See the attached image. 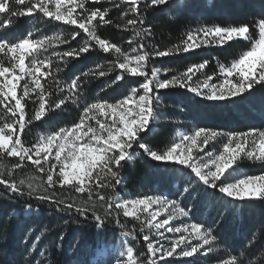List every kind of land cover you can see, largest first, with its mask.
I'll use <instances>...</instances> for the list:
<instances>
[{
	"label": "snow or ice",
	"instance_id": "snow-or-ice-1",
	"mask_svg": "<svg viewBox=\"0 0 264 264\" xmlns=\"http://www.w3.org/2000/svg\"><path fill=\"white\" fill-rule=\"evenodd\" d=\"M100 2L92 0L93 4ZM113 4L121 9L120 16L126 20L123 29L134 32L133 39L128 41L130 51L97 34L98 23L100 26L111 23L107 19L109 10L90 8L89 0H0V160L9 157L19 161L7 169L8 179L0 172V185L14 195L35 196L41 202L54 204L58 211L74 209L79 216L91 212L98 229H102L104 218L114 213L116 216L122 213L125 218L139 222V232L147 250L144 264H171L168 258L207 255L215 251L213 245L217 238L203 224L181 219L192 214L182 201L163 194L126 199L115 194V189L123 182L122 162L131 163L141 156L182 166V174L184 169H189L191 178L179 188V193L193 201L200 196L197 189H202L205 194L207 190H213L234 202L264 201V174L248 175L241 166L242 161L264 165V128L223 132L197 127L191 134L178 133V140L162 151L154 150L145 142V137L153 132V126L158 122L161 90L185 89L204 101L219 104L243 98L258 86L264 88V18L256 19L251 25H201L187 31L186 37L172 48L150 50L148 39L153 33L150 27H142L146 23L144 10L175 6L174 0H113ZM129 14L133 18H128ZM37 15L41 21L75 26L86 37L84 43L67 51L50 52L69 41L62 38L61 33L34 38L32 30L21 37L15 31L14 20ZM252 29L257 38L253 37ZM79 35L80 32L73 31L71 39L75 41ZM236 40L246 41L250 47L230 63L217 60V70L212 74L205 71L209 66L207 59L169 78L161 77V72L168 73V69L150 67L153 57L179 55L201 47H224ZM96 47L103 53L115 55L108 71L119 70L120 74L112 83L122 81L125 74L142 78V82L134 81L136 86L114 102L106 99L84 102L77 122L42 134L38 142L25 146L22 133L33 121L45 120L69 101L77 105L81 102L80 77L72 79L66 88H58L60 92L67 91L63 98L50 99L52 93L45 89L42 80L53 77L59 85L55 74L61 71L53 67L52 58L61 62L66 58H79ZM97 69L98 72L93 74L106 75L99 65ZM89 74L82 73L83 76ZM33 96L37 98L34 103H38V107L29 119L25 105ZM221 141L222 145L217 149L215 144ZM25 162L46 176V180L38 181L30 174L18 182L12 178L14 171L22 169ZM57 186L81 196L86 193L87 198L80 203L75 199L67 202L68 198L57 197ZM103 189H111L114 194L105 195ZM97 203L104 208V216L97 214ZM28 208L31 210L30 205ZM116 223L122 229L125 227L119 219ZM121 235L125 239L131 237L133 241L138 239L135 231H123ZM99 249L101 256L107 252L102 242ZM121 256L126 259L117 264H142L135 257L132 246H128ZM97 264H108V261L100 259ZM219 264H245V261L233 255ZM248 264L253 261L249 260ZM255 264H264V258Z\"/></svg>",
	"mask_w": 264,
	"mask_h": 264
},
{
	"label": "trees",
	"instance_id": "trees-1",
	"mask_svg": "<svg viewBox=\"0 0 264 264\" xmlns=\"http://www.w3.org/2000/svg\"><path fill=\"white\" fill-rule=\"evenodd\" d=\"M179 1L181 0H174L175 6L170 5L168 8L162 6L160 9L144 10L146 23L142 25V27H150L153 33L148 39L150 50L152 48H158L163 51L172 48L186 37L187 31L201 25H211L214 23L222 26H227L229 24L236 26L241 24L251 25L256 19L264 18V0H224L223 2H225V6H227H223L222 10H218V15L215 14L214 16L206 14V12H209L210 8L214 6L213 3L207 4L205 0H201L202 11L188 12V10H181L178 7ZM183 5H185V0ZM89 7H99L102 10L107 8L109 10L107 19L110 20L111 23L100 26L97 22V34L101 38L107 39L109 42L122 47L125 51H130L128 41L133 39L134 32L131 29L128 31L123 29L126 20L121 18V9L114 7L113 0H101L99 4H93L92 0H89ZM128 18L133 17L129 14ZM117 25L121 27H117ZM59 27L62 30V38L67 39L69 43L58 45L54 49H51L50 52L52 50L58 52L67 51L70 47H79L84 43L86 37L82 31L75 28V26L59 24ZM73 31L80 32V35L77 36L75 41L71 39ZM252 34L254 38H257V33L254 29H252ZM139 42L140 41L137 40V43ZM248 47H250L248 42L234 41L218 49L199 48L196 51L181 53L179 55L153 57L150 61V67L155 66L161 69H168V73L161 72V77L169 78L170 75L182 72L188 66L207 59L209 60V66L205 71L207 74H212L217 70V60L223 63H230L231 60L238 58L239 54ZM52 59L53 67L61 69L59 73L55 74V79H58L60 83L57 85L53 77L42 80L45 89L52 93L50 98L52 101H56L63 98L64 95H67V91L60 92L58 88H66V85L76 77H80L81 102H86L94 96H103L114 87L117 88L121 86L118 82L112 83V81L115 80V76L120 74L119 70L108 71L111 62L115 59V55L103 53L98 47L91 49L89 53L82 54L79 58H66L63 62L58 61L55 57ZM97 65L100 66V70L106 72L105 76L101 77L98 74H93L98 72ZM85 72H89L90 74L88 76H83L82 73ZM136 80L142 82V78H133L125 74V78L122 82L129 81L131 86H136L133 83ZM164 93H170L171 97L174 96L177 97V99L179 98L178 101L181 99L182 95H188L185 89L180 88L168 89ZM191 99L195 100L193 97H191ZM36 100V96H33L26 102L25 107L29 119L33 116L35 109L38 107V103H34ZM162 101V103L169 104L166 98ZM81 102L77 105L69 101L61 110L51 112L45 120L33 121L22 133V140L25 146L30 147L33 144L31 138L39 132L45 130L49 132L55 131L59 127L71 126L74 122H77L80 112L82 111L80 106ZM220 107L223 108V106L218 105V108ZM220 109L217 110L218 124L216 126L226 124L228 121L227 117L229 113L227 114L225 110ZM166 117L168 120H163V118H161L159 122L154 124L153 132L145 137V142L152 146L154 150L162 151L171 145L176 124L171 120L173 118H170V116ZM233 117L235 116L233 115ZM245 130L246 129L241 126L240 121L234 122V128L231 129V131L238 132H243ZM15 163H19L17 158L5 157L0 160V172L4 173L5 179L9 178L7 176V169L11 168ZM122 164L121 175L123 177V182L116 186L115 194L121 195L126 192L133 196L142 197L153 189V187H159V180L157 181L154 175V169L160 165L159 163L153 162L147 158H136L134 162H122ZM26 174L34 175L37 177L38 181L46 180V176L36 172L29 162H25L22 169H16L12 178L16 179L18 182L19 179L25 178ZM24 190L27 192L26 185L24 186ZM49 191L52 190L50 189ZM102 191L105 195L114 194L111 189H103ZM55 192L57 197L68 198L67 202H72V200L75 199L76 203H80L83 199L87 198L86 193L81 196V194L75 193L71 189H61L59 186H57ZM207 192L211 195L215 193L210 189L207 190ZM0 200V204H4V207L0 210L2 213V216H0V245H4L2 248V255L5 259L7 258V260L10 258L6 247L10 242V236L9 228L8 225L5 224L4 218L16 220L15 215H12L11 211H22L28 208L29 205L31 206V210H33L29 220L34 221L36 225L34 227L35 233L41 235L38 250L35 251L33 255L38 257L40 251H44V258H39L41 263L46 261L48 254L50 255L49 259L52 257V262L55 263L56 261L57 264H61L60 261L62 257L69 255L71 250L76 251L75 248H79L80 245L87 244L89 248L94 249L99 247L101 242L104 243L108 238L115 237L123 231H135L138 237L135 242L142 243V235L137 231V227L139 226L135 227L134 223L125 218L121 213L119 216H116L114 213L111 217H105L102 229L97 231V221L93 219L91 212H88L85 216H79L74 209L71 212L58 211L57 206L54 204L41 202L37 200L35 196L14 195L8 192L3 185H0ZM228 202L236 207L237 217L234 218L232 226L228 223V219L224 218L223 223L213 229L214 233H216V241L228 257L231 258V256L235 255L239 259H243L245 264H248L249 260H252L253 264H255V261L264 258V201L234 202L228 200ZM99 205V203L96 205L97 214L104 216V208L100 206L102 210L101 213L99 211ZM60 207H62V205ZM117 219L125 226L123 229L117 225ZM258 221H260V223ZM246 225L249 226L247 230ZM219 229L222 236L217 235V230ZM229 229H231V232H229ZM247 231L249 232L245 233ZM249 241H252L251 245H249Z\"/></svg>",
	"mask_w": 264,
	"mask_h": 264
},
{
	"label": "rangeland",
	"instance_id": "rangeland-1",
	"mask_svg": "<svg viewBox=\"0 0 264 264\" xmlns=\"http://www.w3.org/2000/svg\"><path fill=\"white\" fill-rule=\"evenodd\" d=\"M223 1L224 0H205L207 4L213 3L214 5L210 8L209 12H206V14H208L209 16H214L215 14L218 15V10H222L223 6H225V2ZM183 3L184 0H181L178 3V7L181 10H188V12L202 11L201 0H185V5H183ZM14 23L16 26L15 31L18 32L21 37L28 30H32L34 32V38L35 36L52 35L53 33L62 34V30L59 27V24L61 23L46 20L41 21L39 15L31 18H17L14 20ZM236 41L246 42L243 40ZM201 48L218 49L221 47L211 46ZM196 50L197 49H195L194 51ZM118 83H120L121 86H118L117 88L114 87L112 90L107 91V93H105L103 96H94L92 97V99H88L86 102L91 103L97 99H106L114 102L116 99H121L124 95L128 94L132 86L129 81H118ZM165 91L166 90L160 91L161 101L166 98L169 104L162 103L163 101H160L158 122L161 118H163V120H168L166 116H170V118H173L171 120H173V122L176 124V127L171 140V144L178 140V133L191 134L197 127H205L223 132H238L231 131V129L234 128V122L240 121L241 126L246 129L245 131L249 130L250 128H264V88H260L259 86L254 91H252L251 94H246L243 98H234V102H220L219 104H212L211 102L204 101L195 96L193 93L188 92L187 90L186 94H188L189 96L184 94L178 101L179 98L177 99V97L174 96L171 97V94L164 93ZM191 97L195 98L196 101L192 100ZM84 102L85 101L81 102V109L84 105ZM218 105L223 106V108H220L225 110V113L229 114L226 124L216 126L218 124L217 110L220 109L218 108ZM0 114H2V109H0ZM233 115L235 117H233ZM47 133H49L48 130L35 134V136L31 138L33 144L38 142L42 134ZM222 142L223 141L215 144V147L219 149L222 145ZM208 150L212 149L209 148ZM136 158L147 157L137 156ZM147 159L151 160L150 158ZM157 163H159L160 165L157 166L156 169H154V175L156 176L157 181L159 180L160 185L159 187H153V189L148 191V193H146L142 197L163 194L170 199H177L182 201L185 205H187L189 209L192 210V214L190 217L181 219L188 223H201L206 228H210L214 235H216V233H214L213 229L219 224L221 225L224 218H227L228 223H230V225L232 226L234 218L237 217V214L236 207L228 202V200H230L229 198L224 197L218 192H215L214 195H211L209 192L205 194L202 189H197V191L200 192V196L196 201H193L190 197L182 196L179 193V188L191 178L190 170L184 169L182 174V166H172L164 162ZM241 166L243 171L248 175L264 174V165H261L259 163L242 161ZM120 196L126 199L141 197L133 196L126 192H124ZM3 207L4 204L1 203L0 210ZM99 211L102 213L101 207ZM11 212L12 215H15L16 220H12L6 217L4 218V222L8 225L9 228L10 242L6 247L10 258L7 260V258L5 259V257H3L2 248L4 245H0V259L2 260H0V264H29V262H31V264H57L56 261L55 263L51 261L52 257H50L49 259L50 255L48 254L46 261L41 263L39 258H44V251H40L38 257L33 255L34 252L38 250V246L41 241V235L35 233L34 231V227L36 226L34 224V221L29 220L31 214L33 213V210L25 208L22 211L12 210ZM0 216H2L1 211ZM127 219L131 220L134 223L135 227L139 226L137 227V231L138 233H140L139 222L130 218ZM258 222L260 223V221ZM246 227L247 230L249 226L246 225ZM220 229L217 230V235L222 236V234H220ZM96 230L98 231L99 229L96 228ZM229 232H231V229H229ZM248 232L249 231L245 233ZM37 236H40L39 240L36 239ZM103 246L107 249V252L103 256H101L100 254L99 247L92 249L89 248L87 244H82L79 248H75L76 251L71 250L69 255L62 257L60 262L61 264H97L98 260L103 259L105 261H108V264H117V261L126 259V256L122 257L121 253L124 252V250L128 246H132L135 257L139 259L142 264H144L146 254L145 251L147 250L143 240L142 243H138L133 241L130 237L125 239L121 234H117L115 237L108 238V240L103 243ZM213 248L215 249V251L207 255L201 253L189 258L176 257L168 259L171 261V264H219L221 260L230 258L227 256V254L224 253V250L220 245H218L217 241H215Z\"/></svg>",
	"mask_w": 264,
	"mask_h": 264
}]
</instances>
